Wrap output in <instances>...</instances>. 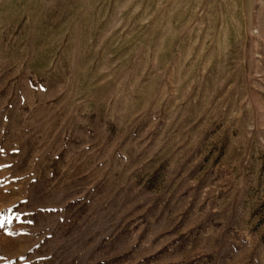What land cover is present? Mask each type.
Instances as JSON below:
<instances>
[{
  "label": "rangeland",
  "instance_id": "1",
  "mask_svg": "<svg viewBox=\"0 0 264 264\" xmlns=\"http://www.w3.org/2000/svg\"><path fill=\"white\" fill-rule=\"evenodd\" d=\"M0 264H264V0H0Z\"/></svg>",
  "mask_w": 264,
  "mask_h": 264
}]
</instances>
